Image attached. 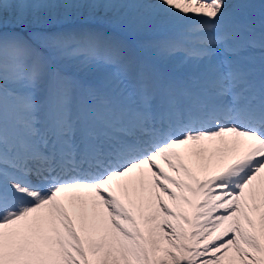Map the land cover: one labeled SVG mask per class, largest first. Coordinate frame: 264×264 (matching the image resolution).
I'll return each instance as SVG.
<instances>
[{"label": "snow or ice", "instance_id": "obj_1", "mask_svg": "<svg viewBox=\"0 0 264 264\" xmlns=\"http://www.w3.org/2000/svg\"><path fill=\"white\" fill-rule=\"evenodd\" d=\"M0 0V264H264V0Z\"/></svg>", "mask_w": 264, "mask_h": 264}, {"label": "rangeland", "instance_id": "obj_2", "mask_svg": "<svg viewBox=\"0 0 264 264\" xmlns=\"http://www.w3.org/2000/svg\"><path fill=\"white\" fill-rule=\"evenodd\" d=\"M253 2L257 5V7L253 10V19L256 24L260 23L261 20V14H260V9H259V3L260 0H253ZM259 29V26H257V30Z\"/></svg>", "mask_w": 264, "mask_h": 264}]
</instances>
